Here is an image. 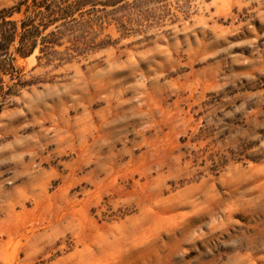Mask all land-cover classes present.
Returning <instances> with one entry per match:
<instances>
[{
  "label": "rangeland",
  "instance_id": "1",
  "mask_svg": "<svg viewBox=\"0 0 264 264\" xmlns=\"http://www.w3.org/2000/svg\"><path fill=\"white\" fill-rule=\"evenodd\" d=\"M33 1L73 11L9 18L0 264H264V0Z\"/></svg>",
  "mask_w": 264,
  "mask_h": 264
},
{
  "label": "trees",
  "instance_id": "2",
  "mask_svg": "<svg viewBox=\"0 0 264 264\" xmlns=\"http://www.w3.org/2000/svg\"><path fill=\"white\" fill-rule=\"evenodd\" d=\"M49 0H34L33 8L45 7L46 9H51L54 5L59 6L58 2L53 0L51 4H48ZM27 2H24V4ZM23 12L25 18L21 21V35L19 40V47L17 48L18 54L22 57H27L33 53L37 46L36 38L41 35L44 30H47L51 25L55 24L59 16H67L73 10H1L0 11V81L3 79V75L14 76V68L11 65V61L2 59V56L9 52L10 46L16 41L18 33V22L10 20L9 18L13 16L14 12ZM61 28L60 26L56 27ZM57 32H52L47 36L54 37L57 36ZM46 40V39H45ZM44 41V39H43ZM53 43V42H52ZM43 50L48 49L46 46ZM50 49V48H49ZM55 53V52H54ZM53 53V54H54ZM13 91V88L9 92Z\"/></svg>",
  "mask_w": 264,
  "mask_h": 264
}]
</instances>
